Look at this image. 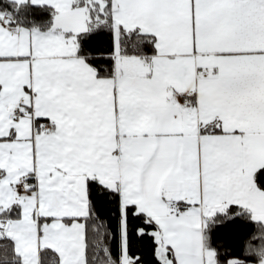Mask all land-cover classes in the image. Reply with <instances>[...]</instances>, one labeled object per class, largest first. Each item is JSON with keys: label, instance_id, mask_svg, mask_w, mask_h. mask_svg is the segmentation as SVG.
<instances>
[{"label": "snow or ice", "instance_id": "1", "mask_svg": "<svg viewBox=\"0 0 264 264\" xmlns=\"http://www.w3.org/2000/svg\"><path fill=\"white\" fill-rule=\"evenodd\" d=\"M0 264H264V0H3Z\"/></svg>", "mask_w": 264, "mask_h": 264}, {"label": "trees", "instance_id": "2", "mask_svg": "<svg viewBox=\"0 0 264 264\" xmlns=\"http://www.w3.org/2000/svg\"><path fill=\"white\" fill-rule=\"evenodd\" d=\"M3 0H0V4ZM33 16L37 21L51 18V10L46 6H32ZM236 206H233L231 211H235ZM250 213L245 212L241 216L235 217L224 224H210L206 230L209 240L208 243L212 247L220 249L222 252L225 249L230 250L229 254L243 255L244 240L249 232L255 227V222L250 218ZM217 219H220L218 216Z\"/></svg>", "mask_w": 264, "mask_h": 264}]
</instances>
